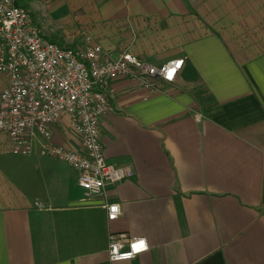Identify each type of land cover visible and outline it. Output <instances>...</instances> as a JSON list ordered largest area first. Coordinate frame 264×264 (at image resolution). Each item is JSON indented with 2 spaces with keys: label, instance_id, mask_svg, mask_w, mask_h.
<instances>
[{
  "label": "crops",
  "instance_id": "obj_1",
  "mask_svg": "<svg viewBox=\"0 0 264 264\" xmlns=\"http://www.w3.org/2000/svg\"><path fill=\"white\" fill-rule=\"evenodd\" d=\"M63 48L83 33L114 58L154 66L184 59L150 92L120 78L100 119L106 161L134 176L85 197L78 172L14 155L0 134V264H264V0H21ZM0 74V93L7 86ZM54 141L80 150L65 118ZM120 213L108 220L105 208ZM111 235L145 239L130 261Z\"/></svg>",
  "mask_w": 264,
  "mask_h": 264
},
{
  "label": "built area",
  "instance_id": "obj_2",
  "mask_svg": "<svg viewBox=\"0 0 264 264\" xmlns=\"http://www.w3.org/2000/svg\"><path fill=\"white\" fill-rule=\"evenodd\" d=\"M20 1L0 0V74L8 78L0 93V134L7 136L14 155H30L39 144L41 156L78 172L85 197L103 196L107 185L134 176L131 166L111 165L104 156L100 119L113 110L108 86L124 78L152 93L161 91L175 81L184 59L154 66L130 52L114 58L87 33L81 47L63 48L43 37ZM172 69L171 79L166 78ZM65 118L79 139L78 151L54 141L53 127ZM105 208L109 221L117 219L118 204ZM140 240L145 239L111 235L109 260L130 261L146 253L148 244L146 251L133 253Z\"/></svg>",
  "mask_w": 264,
  "mask_h": 264
},
{
  "label": "clouds",
  "instance_id": "obj_3",
  "mask_svg": "<svg viewBox=\"0 0 264 264\" xmlns=\"http://www.w3.org/2000/svg\"><path fill=\"white\" fill-rule=\"evenodd\" d=\"M168 73H169V72H168ZM168 73H167V77H166V78L171 79V78H169ZM117 208H118V206H113V210H116ZM113 218H114V217H113ZM140 242H143V243H142V246L140 247V249H139L138 251L135 250V249L133 248V253H135V252H140V251H146V250H147V242H146L145 240H140V241H138L135 245L140 244ZM135 245H134V246H135ZM131 255H132V253L127 254L128 258H131Z\"/></svg>",
  "mask_w": 264,
  "mask_h": 264
},
{
  "label": "snow or ice",
  "instance_id": "obj_4",
  "mask_svg": "<svg viewBox=\"0 0 264 264\" xmlns=\"http://www.w3.org/2000/svg\"><path fill=\"white\" fill-rule=\"evenodd\" d=\"M177 67H179V65H177ZM174 71H175V69H172V70L169 71V73H168L169 78L172 77ZM142 243H143V242H140V244L135 245V246H134V249L138 251V250L140 249V247L142 246Z\"/></svg>",
  "mask_w": 264,
  "mask_h": 264
}]
</instances>
